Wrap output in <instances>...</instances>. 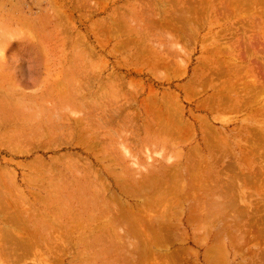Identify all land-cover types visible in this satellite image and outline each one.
<instances>
[{
    "label": "rangeland",
    "instance_id": "1",
    "mask_svg": "<svg viewBox=\"0 0 264 264\" xmlns=\"http://www.w3.org/2000/svg\"><path fill=\"white\" fill-rule=\"evenodd\" d=\"M0 3V264H264V0Z\"/></svg>",
    "mask_w": 264,
    "mask_h": 264
},
{
    "label": "bare ground",
    "instance_id": "2",
    "mask_svg": "<svg viewBox=\"0 0 264 264\" xmlns=\"http://www.w3.org/2000/svg\"><path fill=\"white\" fill-rule=\"evenodd\" d=\"M204 1H205V0H204ZM237 1H238V0H237ZM242 1H243V0H242ZM247 1H248V0H247ZM173 2H174V1H173ZM187 2H188V1H187ZM187 2H185V4H186ZM245 2H246V1H245ZM238 3H239V2H238ZM251 3H252V2H251ZM171 4H172V3H171ZM0 5H1V3H0ZM78 5H79V4H78ZM150 5H151V4H150ZM191 5H193V4H191ZM191 5L188 4V6H191ZM225 5H226V4H225ZM242 5H243V4H242ZM174 6H175V5H174ZM176 6H177V5H176ZM190 8H191V7H189L188 10H190ZM194 9H196V8H194ZM194 9H193V7H192L193 12H194ZM181 10H182V9H181ZM184 10H185V8H184ZM219 10H220V9H219ZM227 11H229V10H227ZM196 12H197V11H196ZM200 12H201V11H200ZM51 13H52V12H51ZM179 13H180V12H179ZM196 14H197V13H196ZM198 14H199V13H198ZM177 15H178V14H177ZM181 15H182V18L180 17V20L182 19V24H183L184 22L188 21V19L186 18V16L183 17V14H181ZM170 16H171V14H170ZM175 16H176V15H175ZM178 16H179V15H178ZM198 16H199V15H198ZM223 16H224V15H223ZM172 17H173V16H172ZM172 17H170L171 19L165 18V20L162 21V22H163L164 24H171V22L169 23V21L173 20ZM174 18H175V17H174ZM185 18H186V19H185ZM184 19H185L186 21H184ZM103 21H104V20H103ZM174 21H176V20H174ZM183 21H184V22H183ZM189 21H190V19H189ZM189 21H188V22H189ZM176 22H177V21H176ZM178 22H179V21H178ZM188 22H187V23H188ZM99 23H100V22H99ZM104 23H106V22H104ZM189 23H191V21H190ZM45 24H46V23H45ZM185 24H186V23H185ZM98 25H99V24H98ZM98 25H97V26H98ZM174 25H175V24H174ZM171 26H172V25H171ZM171 26H170V27H171ZM98 27H99V26H98ZM99 28H100V27H99ZM102 28H104V31H105V27H102ZM106 29H107V28H106ZM98 30H101V29H98ZM107 30H108V29H107ZM101 31H102V30H101ZM104 31H102V32H104ZM112 31H114V28H113ZM193 31H194V30H193ZM188 32H189V31H188ZM76 39L78 40V38H76ZM76 39H75V40H76ZM77 42H78V41H77ZM124 42H125V41H124ZM124 42L121 43V44H124ZM128 42H129V41H128ZM76 44H77V43H76ZM127 44H128V43H127ZM77 45H78V44H77ZM138 46H139V45H138ZM78 47H79V45H78ZM122 47H123V46H122ZM128 47H129V46H128ZM133 47L135 48V46H133ZM124 48H126V46H124ZM77 49H78V48H77ZM91 50H92V49H91ZM141 50H143V48H142ZM230 50H231V49H230ZM81 51H82V50H81ZM81 51H79V52H81ZM93 51H94V50H93ZM219 51H220V50H219ZM233 51H234V50H233ZM136 52H137V50H136ZM143 52H145V51H143ZM224 52H225V51H224ZM81 53H82V52H81ZM88 53H89V51H88ZM147 53H148V52H147ZM219 53H222V50H221V52H219ZM1 54H2V53H1ZM89 54H90V53H89ZM143 54H144V53H143ZM146 55H147V54H146ZM221 55L223 56V54H221ZM226 55H227V54H226ZM226 55H225V56H226ZM228 55H229V53H228ZM155 56H156V55H155ZM87 57H88V56H87ZM145 58H146V57H145ZM159 59H160V57H159ZM161 59H162V58H161ZM2 60H3V59H2ZM164 61H165V60H164ZM4 62H5V61H4ZM165 62H166V61H165ZM209 62H210V61H209ZM228 62H229V61H228ZM231 62H232V61H231ZM231 62H230V64H231ZM157 63H158V62H156V64H157ZM162 64H163V63H162ZM168 64H169V63H168ZM173 64H174V63H173ZM179 64H181V63H179ZM179 64H177V65H179ZM206 64H207V63H206ZM159 65H160V63H159ZM203 65H204V64H203ZM223 65H224V64H223ZM226 65H227V64H226ZM233 65H234V64H233ZM227 66H228V65H227ZM235 66H236V65H235ZM237 66H238V65H237ZM237 66H236L235 69H237ZM179 67H180V66H179ZM202 67H203V66H202ZM202 67H201V68H202ZM230 67H231V66H230ZM239 68H240V67H239ZM239 68H238V69H239ZM181 69H182V68H181ZM222 69H223V68H222ZM228 69H229V68H228ZM225 70H226V69H225ZM230 70H231V69H230ZM175 71H176V70H175ZM236 71H237V70H236ZM238 72H240V70L237 71V74H238ZM242 72H243V71H242ZM242 72H241V73H242ZM175 75H176V74H175ZM218 75H219V74H218ZM220 75H221V74H220ZM3 76H4V75H3ZM97 76L99 77V75H97ZM223 76H224V75H223ZM98 77H96V79H98ZM115 78H116V77H115ZM115 78H113V79H115ZM206 78H207V77H206ZM94 79H95V78H94ZM248 80H249V78H248ZM113 81H114V80H112L111 82H113ZM116 81H118V80H116ZM230 81H231V80H230ZM232 81H233V80H232ZM232 81H231V82H232ZM109 82H110V78H109ZM98 83H99V82H98ZM104 83H105V85H108V84H106V82H104ZM104 83L102 82L103 87H104ZM113 83H114V82H113ZM199 83H200V82H199ZM226 83H227V82H226ZM99 84H100V83H99ZM115 84H116V83H115ZM221 84L223 85V83H221ZM222 85H221V86H222ZM86 86H87V85H86ZM101 86H102V85H101ZM79 87H80V86H79ZM83 87H84V86H83ZM118 87H120V86L118 85ZM118 87H117V88H118ZM223 87H224V85H223ZM16 88H19V87H16ZM226 88H227V90L229 89L227 86H226ZM246 88H247V87H246ZM246 88H245V89H246ZM13 89H14V88H13ZM105 89H106V88H105ZM105 89H104V90H105ZM110 89H111V86H110ZM120 89H121V87L119 88V90H120ZM224 89H225V88H224ZM102 90H103V89H101V91H102ZM104 90H103V92H104ZM114 90H115V87H114ZM119 90H118V93H119ZM216 90H217V89H216ZM2 91H3V90H2ZM99 91H100V90H99ZM111 91H112V90H111ZM135 91H136V90H135ZM224 91H226V90H224ZM236 91H237V89H236ZM9 92H12V90H9ZM9 92H8V93H9ZM15 92H16V91H15ZM15 92H12V94L15 93ZM17 92H18V91H17ZM222 92H223V91H222ZM85 93H86V91H85ZM120 93H121V91H120ZM5 94L7 95V93H5ZM20 94H21V93H20ZM81 94H83V93H81ZM113 94H114V96L116 95V94H115V91H114ZM124 94H125V93H124ZM132 94H133V93H132ZM218 94H219V93H218ZM220 94H221V93H220ZM1 96H2V95H1ZM117 96H118V95H117ZM133 96H134V95H133ZM155 96H157V94H156ZM223 96H224V95L222 94V97H223ZM254 96H255V95H254ZM123 97H124V95H123ZM125 97H126V96H125ZM130 97H132V96L130 95ZM163 97H164V95H163ZM163 97H161L162 101L165 100V98H163ZM165 97H166V96H165ZM222 97L219 96V98H221V99H222ZM226 97H227L228 100H229V96H226ZM74 98H75V97H74ZM223 98H225V97H223ZM5 99H7V98H5ZM97 99H98V98H97ZM123 99H124V98H123ZM127 99H128V98H127ZM132 99H133V98H132ZM147 99H148V98H147ZM150 99H151V97H150ZM156 99H157V98H156ZM169 99H170V98H169ZM221 99H220V100H221ZM114 100H115V99H114ZM151 100H152V99H151ZM173 100H174V99H173ZM225 100H226V99H225ZM111 101H112V100H111ZM118 101H119V100H118ZM157 101H158V100H157ZM206 101H207V100H206ZM210 101H211V100H210ZM213 101H214V99H213ZM221 101H222V100H221ZM221 101H220V103H221ZM223 101H224V100H223ZM223 101H222V102H223ZM230 101H231V99H230ZM232 101H233V100H232ZM134 102H135V100H134ZM159 102H160V101H159ZM163 102H164V104L166 103V105L170 107V108L167 107V106L165 107V105H164L163 108H169V110H171V108L173 107V103H172V105H171L172 107H171L169 104H167L166 101H163ZM169 102H172V101L169 100ZM174 102H176V101L174 100ZM177 102H178V101H177ZM226 102H227V101H226ZM244 102H245V101H244ZM244 102H243V103H244ZM126 103H127V102H126ZM152 103H153V102H152ZM157 103H158V102H157ZM160 103H161V102H160ZM224 103H225V102H224ZM224 103H221L220 105H223V106L226 107V103H225V105H224ZM245 103H247V102H245ZM245 103H244V104H245ZM158 104H159V103H158ZM247 104H248V103H247ZM150 105H151V103L149 104V108H150ZM153 105H154V106L156 105V101H155V103H153ZM174 105H176V103H175ZM250 105H251V104H250ZM162 106H163V105H162ZM176 106H178V103H177ZM223 106H221L220 108H222ZM245 106H247V105L245 104ZM110 107H111V106H110ZM155 107H157V106H155ZM176 108H177V107H176ZM180 108H181V106H180ZM172 109H173V108H172ZM225 109H226V108H225ZM263 109H264V108H263ZM163 110H164V109H163ZM166 110H168V109H166ZM182 110H183V109H182ZM220 110H221V109H220ZM151 111H152V110H151ZM173 111H174V110H173ZM212 111H214V110H212ZM212 111H211V112H212ZM259 111H261V110H259ZM108 112H109V111H108ZM165 113H167V112H164V114H165ZM170 113H171V115L173 114V113H172V110H171ZM256 113H257V112H256ZM263 113H264V112H263ZM154 114H155V113H154ZM157 115H159V116H157ZM168 115H170V114H168ZM168 115L165 114V116H168ZM174 115H176V114H174ZM174 115H173V116H174ZM178 115H179V114H178ZM58 116H59V115H58ZM145 116H146V115H145ZM154 116H155V115H154ZM161 116H162L161 114H159V113L157 114V112H156V117H158V118H156V117H155V118L158 119V120H156L155 118H153V120H155V122H156V121H160V122H161L162 120H159V117H160V119H161ZM173 116H172V117H173ZM179 116H180V115H179ZM35 117H36V116H35ZM174 117H175V116H174ZM174 117H173V119H174V122H175V119H176L178 116H176L175 118H174ZM180 117H181V116H180ZM180 117H179V118H180ZM115 118H116V117H115ZM169 118H170V120H172L170 116H169ZM182 118H183V117H182ZM106 119H107V118H106ZM61 120H62V119H61ZM65 120H66V119H65ZM78 120H79V119H78ZM124 120H125V119H124ZM180 120H181V119H180ZM197 120H198V119H197ZM67 121H68V120H67ZM100 121H101V120H100ZM176 121H177V120H176ZM187 121H188V120H187ZM55 122H56V121H55ZM162 122L165 123L164 120H163ZM162 122H161V123H162ZM174 122H173V123H174ZM188 122H189V121H188ZM70 123H71V122H70ZM149 123H150V121H149ZM163 123H162V124L158 123V124L162 125V126H158V129H160V128L163 129V128H164V130L166 131L165 128L168 129V127H169V128L172 127L171 125L168 126V127H166L167 125L163 127V125H164ZM173 123H172V121H171L169 124H172V125H173ZM150 124H152V123H150ZM165 124H166V123H165ZM65 125H66V124H65ZM68 125H69V124H68ZM156 125H157V123H156ZM190 125H191V124H190ZM190 125H189V126H190ZM204 125H205V124H204ZM3 126H4V125H3ZM61 126H62V125H61ZM73 126H74V125H73ZM81 126H82V125H81ZM81 126H80V127H81ZM152 126H153V124L151 125V128H152ZM154 126H155V125H154ZM179 126H180V125H179ZM206 126H207V125H206ZM59 127H60V126H59ZM91 127H92V126H91ZM149 127H150V126H149ZM159 127H160V128H159ZM175 127H176V126H175ZM182 127H183V125H182ZM208 127H209V126H208ZM43 128H44V127H43ZM54 128H55V127H54ZM54 128H53V129H54ZM71 128H73V127H71ZM151 128H150V129H151ZM153 128H154V127H153ZM183 128H184V127H183ZM188 128H190V127H188ZM191 128H192V127H191ZM206 128H207V127H206ZM45 129H46V128H45ZM92 129H94V128H92ZM98 129H100V128H98ZM161 129H160V131H161ZM170 129H173V128H170ZM170 129L167 130V131H168V134H169L170 131H171ZM207 129H208V128H207ZM81 130H82V127H81ZM81 130L79 129L80 132H82ZM164 130H162L164 134L162 133V131L160 132V133L163 134V135H165V134L167 133V131L164 132ZM185 130H186V129H185ZM203 130H204V129H203ZM211 130H213V129H211ZM5 131H6V130H5ZM72 131L74 132V130H72ZM72 131H71V132H72ZM94 131H95V130H94ZM157 131H158V130H157ZM157 131H156V132H157ZM172 131H174V129H173ZM172 131H171V132H172ZM190 131H192V129H190ZM57 132H58V131H57ZM107 132H108V131H107ZM175 132H176V131H175ZM160 133L158 132V134H160ZM180 133H181V132H180ZM205 133H206V132H205ZM212 133H214V132H212ZM57 134H59V133H57ZM83 134H84V133H83ZM176 134H177V133H176ZM209 134H210V133H209ZM255 134H256V133H255ZM258 134H259V133H258ZM152 135H153V134H152ZM166 135H167V134H166ZM172 135H173V134H172ZM191 135H193V134H191ZM218 135H219V133H218ZM253 135H254V134H253ZM23 136H24V134H23ZM167 136H168V135H167ZM169 136H170V134H169ZM169 136H168V137H169ZM178 136H179V135H178ZM178 136H176V138H177ZM188 136H190V135L188 134ZM206 136H207V134H206ZM209 136H210V135H208V139H209ZM214 136H215V135H214ZM17 137L19 138V136H17ZM158 137H159V136H158ZM171 137H172V136H171ZM257 137H258V136H257ZM79 138H80V137H79ZM82 138H83V137H82ZM215 138H217V137H215ZM24 139H25V138H24ZM65 139H66V138H65ZM177 139H178V138H177ZM208 139H207V140H208ZM22 140H23V139H22ZM29 140H30V139H28V141H29ZM210 140H212V139L210 138L208 142L212 143ZM248 140H249V139H248ZM212 141H214V138H213ZM54 142H55V141H54ZM263 143H264V142H263ZM171 144H172V143H171ZM212 144L215 145L214 143H212ZM76 145H77V144H76ZM210 145H211V144H210ZM217 145H218V144H217ZM236 145H237V144H236ZM89 147H90V146H89ZM207 147H208V146H207ZM210 148H211V147H210ZM247 148H248V147H247ZM247 148H246V149H247ZM106 149H107V148H106ZM197 149H198V148H197ZM213 149H214V148H213ZM215 149H216V150H219V148L217 149V146H216ZM226 149H228V148H226ZM226 149H225V150H226ZM251 150H252V149H251ZM255 151H256V150H255ZM89 152H90V151H89ZM110 152H111V151H110ZM178 152H179V151H178ZM195 152H196V150H195ZM195 152H194V153H195ZM196 153H197V152H196ZM199 153H200V152H199ZM256 154H257V153H256ZM193 155H194V154H193ZM229 156H230V155H229ZM97 157H98V155H97ZM195 157H196V155H195ZM41 159H42V158H41ZM79 159H80V158H79ZM55 161H56V160H55ZM78 161H79V160H78ZM75 162H76V161H75ZM192 162H193V161H192ZM53 163H55V162H53ZM173 163H174V162H173ZM234 163H235V162H234ZM58 164H59V163H58ZM70 164H71V163H70ZM75 164H76V163H75ZM78 164H79V162H78ZM82 164H83V163H82ZM174 164H175V163H174ZM176 164H177V163H176ZM189 164H190V163H189ZM197 164H198V163H197ZM47 165H48V164H47ZM112 165H113V164H112ZM179 165H181V164H179ZM190 165H191V164H190ZM45 166H46V165H45ZM48 167H49V166H48ZM77 168H78V167H77ZM86 168H87V166H86ZM225 168H226V167H225ZM227 168H228V167H227ZM231 168H232V166H231ZM45 169H47V168H45ZM88 169H89L88 171H90V174H91V171H92V170H90V168H88ZM203 169H204V168H203ZM203 169H202V170H203ZM48 170H50V169H48ZM79 170H80V169H79ZM229 170H230V169H229ZM46 171H47V170H46ZM85 171H86V170H85ZM48 172L50 173V171H48ZM52 172H53V171H52ZM58 172H59V171H58ZM92 172H94V171H92ZM221 172H222V171H221ZM230 172H231V171H230ZM174 173H176V172H174ZM54 174H55V173H54ZM62 174H63V173H62ZM85 174H87V172H86ZM88 174H89V172H88ZM90 174H89V175H90ZM93 174H94V173H93ZM95 174H96V173H95ZM95 174H94V175H95ZM120 174H121V173H120ZM169 174H170V173H169ZM55 175H56V174H55ZM89 175H87V177H86L87 179L91 178ZM197 175H198V174H197ZM224 175H225V174H224ZM7 176H8V175H7ZM59 176H61V175H59ZM91 176H92V174H91ZM166 176H167V175H166ZM193 176H194V175H193ZM8 177H9V176H8ZM95 177H96V176H95ZM95 177H92V179H97V177H96V178H95ZM118 177L120 178V176H117V177H115V178H118ZM140 177H141V176H140ZM153 177H154V176H153ZM153 177H152V178H153ZM173 177L175 178V175H174V174H173ZM178 177H179V176H178ZM9 178H10V177H9ZM64 178H65V177H64ZM84 178H85V177H84ZM122 178H123V177H122ZM176 178H177V177H176ZM180 178H181V177H180ZM191 178L194 179L192 176H191ZM230 178H231V177H230ZM92 179H91V180H92ZM142 179H143V178H142ZM148 179L151 180V178H148ZM232 179L234 180V178H232ZM238 179H239V178H238ZM246 179H247V178H246ZM10 180H11V178H10ZM85 180H86V179H85ZM157 180H158V179H157ZM228 180H229V179H228ZM248 180H249V178H248ZM169 181H170V180H169ZM169 181H168V182H169ZM181 181H182V180H181ZM230 181H231V180H230ZM230 181H229V182H230ZM64 182H65V181H64ZM64 182H63V183H64ZM158 182H160V181H158ZM204 182H205V181H204ZM233 182H234V181H233ZM233 182H230V183L232 184ZM241 182H242V181H241ZM247 182H249V181H247ZM250 182H251V181H250ZM10 183H13V182H10ZM10 183H9V184H10ZM88 183L90 184V182H88ZM124 183H125V182H124ZM124 183H123V184H124ZM135 183H137V182H135ZM149 183H150V181H149ZM149 183H146V182H145L144 185H146V184L148 185ZM151 183L154 184V179H153V181L151 180ZM151 183H150V184H151ZM174 183H175V181H173V184H172V185H174ZM194 183H195V182H194ZM196 183H197V181H196ZM230 183H229V184H230ZM252 183H253V182H252ZM65 184H66V183H65ZM153 184H152V185H153ZM176 184H177V183H176ZM176 184H175V185H176ZM202 184H203V183H202ZM202 184H200V185H202ZM247 184H248V183H247ZM90 185H92V184H90ZM119 185H120V184H119ZM141 185H142V184H141ZM141 185H140V186H141ZM144 185H142V186L144 187ZM161 185H162V184H161ZM193 185H194V184H193ZM196 185H198V184H196ZM142 186H141V187H142ZM148 186H149V185H148ZM170 186H171V185H170ZM230 186H231V185H230ZM233 186H234V185H233ZM11 187H12V186H11ZM11 187H10V189H11ZM143 187H142V189H143ZM149 187H151V185H150ZM149 187L145 188V189H147L146 191H148V190H150V189L152 188V187H151V188H149ZM171 187H172V186H171ZM171 187H170V188H171ZM175 187H176V186H175ZM179 187H180V186H179ZM203 187H204V186H203ZM203 187L201 188V186H200L201 190L203 189ZM3 188H4V187H3ZM3 188H2V190H3ZM125 188H126V187H125ZM180 188H181V187H180ZM0 189H1V188H0ZM15 189H16V188H15ZM68 189H69V187H68ZM99 189H100V188H99ZM102 189L104 190V188H102ZM160 189H161V188H160ZM205 189H206V188H204L203 190H205ZM230 189H231V188H230ZM234 189H235V188H234ZM241 189H242V188H241ZM2 190H1V191H2ZM12 190H13V189H12ZM103 190L100 189L99 194L102 192V193H101V196H103V195L105 196V193H104V192H106V191H105V190L103 191ZM126 190H127V188H126ZM143 190H144V189H143ZM169 190H170V189H169ZM169 190L166 191V193H168V195H170V194H169ZM176 190H177V189H176ZM176 190H175V191H176ZM16 191H17V190H16ZM141 191H142V190H141ZM163 191H164V189H163ZM175 191H174V192H175ZM180 191H181V190H180ZM4 192H5V191H4ZM14 192H15V191H14ZM127 192H128V191H127ZM136 192H137V191H136ZM143 192H144V191H143ZM158 192H159V191H158ZM158 192H157V193H158ZM232 192H234V191H232ZM236 192H237V191H236ZM16 193H17V192H16ZM103 193H104V194H103ZM157 193H156V194H157ZM170 193H171V192H170ZM180 193H182V192H180ZM5 194H6V193H5ZM5 194H4V195H5ZM114 194H115V193H114ZM114 194H113V195H114ZM137 194H139V193H137ZM141 194H142V193L140 192V195H141ZM152 194H153V193H152ZM177 194H178V193H177ZM4 195H3V196H4ZM12 195H13V194H12ZM18 195L21 197L20 194H18ZM140 195H138V196H140ZM189 195H190V194H189ZM101 196H100V197H101ZM114 196H115V195H114ZM136 196H137V195H136ZM170 196H171V195H170ZM191 196H193V194H192ZM194 196H196V195H194ZM227 196H228V195H227ZM15 197H16V196H15ZM35 197H36V196H35ZM83 197H84V196H83ZM228 197H229V196H228ZM7 198H8V197H7ZM39 198H40V197H39ZM103 198H104V197H103ZM116 198H117V196H116ZM0 199H1V198H0ZM18 199H19V197H18ZM20 199H21V198H20ZM146 199H147V198H146ZM171 199H172V198H171ZM175 199H176V198H175ZM1 200H2V199H1ZM1 200H0V201H1ZM24 200H25V199H24ZM24 200H23V201H24ZM10 201H11V200H10ZM25 201H26V200H25ZM166 201H167V200H166ZM166 201H165V202H166ZM174 201H175V200H174ZM174 201H173V202H174ZM104 202H105V201H104ZM108 202H110V200H108ZM194 202H195V201H194ZM205 202H206V201H205ZM233 202H234V201H233ZM159 203H160V202H159ZM169 203H171V202L169 201ZM169 203H168V204H169ZM105 204H106V203H105ZM119 204H120V203H119ZM164 204H166V203H164ZM171 204H172V203H171ZM171 204H170V205H171ZM28 205H30V204H28ZM120 205H121V204H120ZM120 205H119V206H120ZM147 205H148V204H147ZM200 205H203V204L201 203ZM106 206H107V204H106ZM160 206H161V205H160ZM213 206H215L214 203H213ZM4 207H6V209H7V206L4 205ZM10 207H11V206H10ZM13 207H14V206H13ZM30 207H32V206H30ZM112 207H113V206H112ZM224 207H225V206H224ZM33 208H34V207H33ZM33 208H31L30 210H32ZM118 208H119V207H118ZM164 208H166V207H164ZM199 208H200V206H199ZM226 208H227V207H226ZM3 209H4V208H3ZM10 209H11V208H10ZM104 209H105V206H104ZM106 209H107V208H106ZM106 209H105V210H106ZM113 209H114V208H113ZM122 209H123V208H122ZM126 209H127V208H126ZM139 209H140V208H139ZM141 209H142V208H141ZM141 209H140V211H142ZM166 209H167V208H166ZM200 209H201V208H200ZM224 209H225V208H224ZM0 210L2 211V208H1ZM22 210H23V209H22ZM111 210H112V209H111ZM114 210H115V209H114ZM146 210H147V209H146ZM201 210H202V209H201ZM18 211H19V210H18ZM138 211H139V210H138ZM140 211H139V212H140ZM34 212H36L35 209L33 210V213H34ZM55 212H56V211H55ZM117 212H118L119 215H120V211H118V209H117L116 213H117ZM167 212H169V210H168ZM0 213H1V212H0ZM107 213H109V212H107ZM116 213H114V214H116ZM121 213H122V214H126V213H124V212H122V211H121ZM128 213H129V212H128ZM229 213H230V212H229ZM10 214H11V212H10ZM31 214H32V213H31ZM53 214H54V213H53ZM57 214H58V213H57ZM131 214H132V213H131ZM165 214H166V213H165ZM18 215H20V213H19V214L17 213V217H18ZM129 215H130V213H129ZM129 215H128V216H129ZM163 215H164V214H163ZM220 215H221V214H220ZM4 216H5V215H4ZM6 216L8 217V215H6ZM10 216H11V215H10ZM10 216H9V217H10ZM116 216H117V214H116ZM138 216H139V215H138ZM140 216H141V213H140ZM140 216H139V217H140ZM142 216H143V215H142ZM142 216H141V218L144 217V216H143V217H142ZM147 216H148V215H147ZM100 217H102V216H100ZM114 217H115V216H114ZM5 218H6V217H5ZM12 218H13V219H16V218H14V217H11L10 219H12ZM129 218H131V216H130ZM146 218H147V217H146ZM146 218L143 219V220H141V221H143V222H144V220L146 221V220L148 219V218H147V219H146ZM163 218H164V216H163ZM6 219H7V220H5V222H1V223H4V225H6V224H7V221L10 222V220H8V218H6ZM13 219H12V220H13ZM19 219H22V218H19ZM19 219H18V220H19ZM153 219H154V218H153ZM158 219H159V218H158ZM165 219H166V218H165ZM167 219H168V218H167ZM169 219H170V218H169ZM197 219H198V218H197ZM1 220H3V219H1ZM12 220H11V222H12ZM108 220H109V219H108ZM114 220H116V219L114 218ZM134 220H135V221H134ZM134 220H133V217L131 218V220H127V219H125V218H119L117 222L121 223L122 226L125 225V224H127V225L129 224V228H131V230H133L134 228L137 229V226L140 227V224H141V228L145 225V224L141 223V221L137 222L138 220L136 221V217H135ZM154 220H155V221L150 222V223H153V225H154V222H156V223L158 222V221L156 220V218H155ZM160 220H161V219H159V221H160ZM199 220H200V219H199ZM23 221H24V220H23ZM73 221H74V219H73ZM102 221H103V220H102ZM105 221H107V219H106ZM111 221H112V220H111ZM197 221H198V220H197ZM11 222H10V223H11ZM108 222H109V221H108ZM134 222H135V225H134ZM146 222H147V223H146ZM146 222H144V223H146L145 226H147L146 228L148 229V228H149V227H148V224H150V223H149L148 221H146ZM5 223H6V224H5ZM10 223H8L7 225H9ZM13 223H15V225L18 227L19 222H18V225L16 224L17 222H13ZM13 223H12V224H13ZM106 223H107V222H106ZM110 223H111L110 225L113 227V226H114V225L112 224L113 222H110ZM158 223H162V222H158ZM158 223H157V224H158ZM167 223L169 224V220L167 221ZM24 224H25V223H24ZM24 224H23V225H24ZM74 224H75V223H74ZM138 224H139V225H138ZM7 225H6V226H7ZM10 225H11V224H10ZM103 225H104V224H103ZM115 225H116V224H115ZM127 225H126V226H127ZM130 225H131V226L133 225V229H132V227H130ZM136 225H137V226H136ZM142 225H143V226H142ZM11 226H12V225H11ZM101 226H102V225H101ZM101 226H99V227H101ZM104 226H105V225H104ZM104 226L102 227V229L99 228V230L101 229V230L103 231ZM150 226H152V225L150 224ZM19 227H20V229H22L21 225H19ZM19 227H18V228H19ZM115 227H116V226H115ZM156 227H157V225L155 226V228H154V226H153V227H150V228H152L153 231H154V229H155V230L157 229ZM160 227H162V225H161ZM173 227H174V226H173ZM18 228H16V229L18 230ZM26 228H27V226H26ZM96 228H97V227H96ZM117 228H119V227L117 226ZM117 228H115V231H117V230H116ZM124 228H125L124 230H126V227H124ZM141 228H140V229H141ZM143 228H144V227H143ZM162 228H163V227H162ZM162 228H161V229H162ZM3 229H4V228L2 227V231H3V233H4V232H6V233L9 232L8 234H10V232H11L10 229L7 230L8 232L5 231L6 229H4V230H3ZM14 229H15V228H14ZM16 229H15V230H16ZM97 229H98V228H97ZM97 229H95V231H96ZM110 229L112 230V228H110ZM144 229H145V228H144ZM144 229H141V230H144ZM152 229H150V231H148V232H150V233L153 232V231H151ZM158 229H160V228H158ZM161 229H160L159 231H161ZM0 230H1V229H0ZM27 230H28V228H27ZM118 230H119V229H118ZM162 230H163V229H162ZM22 231H24V230L22 229ZM136 231H138V229H137ZM109 232H110V231H109ZM111 232H112V231H111ZM6 233H4V235H6ZM13 233H14V232H13ZM13 233H11L10 235H12ZM17 233H18V232H17ZM112 233H114V231H113ZM112 233H111V234H112ZM134 233H135V232H134ZM162 233H163V231H162ZM165 233H167V232H165ZM243 233H244V232H243ZM0 234H2V233L0 232ZM8 234H7V236H9ZM19 234H20V233H19ZM37 234H38V233H37ZM104 234H105V233H104ZM136 234H137V233H136ZM136 234H135L134 236H137V235H138V234H137V235H136ZM4 235H3V236H4ZM59 235H60V234H59ZM99 235H100V234H99ZM159 235H160V232H159ZM1 236H2V235H1ZM128 236H129V235H128ZM165 236H166V235H165ZM21 237H22V236H21ZM100 237H101V236H100ZM116 237H117V236H116ZM120 237H121V236H120ZM132 237H133V236H132ZM122 238H123V237H122ZM138 238H140V236H138ZM143 238H144V237H143ZM2 239H3V242H4L5 239H6V236H5V239H4L3 237H2ZM25 239H26V238H25ZM25 239H24V240H25ZM62 239H63V238H62ZM112 239H113V238H112ZM140 239H141V238H140ZM241 239H243V238H241ZM246 239H247V238H246ZM7 240H9V241L11 240V242H13V244H14V242L16 241V235H13L12 237L8 238ZM7 240H6V241H7ZM24 240H23V239H20L19 242L21 241L22 243L20 242L21 244L19 243L18 245H16L17 243L15 244V245H16V246H15V252H13V253H12V252H8L7 256H4L3 258H7L8 256H10L9 253L13 254V255H11V257H12V256H15V255L17 256L18 254L16 253V252H17V248H16V247H18V248L20 247L19 249H21V248L24 249V250L26 251V252H24V253L22 252L24 255H25V253H28V250L30 251V250L33 248V245L30 246V244L27 243V242H24ZM63 240H64V239H63ZM119 240H120V239H119ZM123 240H124V238H123ZM165 240H166V239H165ZM44 241H45V240H44ZM70 241H71V240H70ZM146 241H147V240H146ZM148 241H149V240H148ZM148 241H147V242H148ZM0 242H1V240H0ZM3 242H2V243H3ZM7 242H8V241H7ZM11 242H8V243L10 244ZM37 242H38V241L36 240L35 243L37 244ZM55 242H56V241H55ZM81 242H82V241H81ZM120 242H121V241H120ZM143 242H144V241H143ZM149 242H150V241H149ZM149 242H148V244H149ZM160 242L162 243L163 241H160ZM222 242H223V241H222ZM25 243H26V244H25ZM38 243H39V242H38ZM68 243H69V242H68ZM140 243H142V241H141ZM151 243L153 244L152 241H151ZM154 243H156V242L154 241ZM161 243H160V245H161ZM13 244H12L11 246H13ZM32 244H34V243L32 242ZM36 244H34V246H37V245H38V244H37V245H36ZM132 244H133V243H132ZM132 244H130V246H128V247H129V248L131 247L133 250H134V248L137 249V246L135 245L136 243H134L133 245H132ZM119 245H120V244H119ZM149 245H150V244H149ZM156 245H157V244H156ZM156 245H155V246H156ZM165 245H166V244H165ZM8 246H9V245H7L6 248H7ZM11 246H9V247H11ZM25 246H26V248H24ZM132 246H133V247L135 246V247L133 248ZM141 246H142V245H141ZM143 246H144V245H143ZM143 246H142V247H143ZM222 246L224 247V244H223ZM37 247H38V246H37ZM142 247H140L141 250H142ZM147 247H148V246H147ZM1 248H2V250H5L3 247H1ZM143 248H144V247H143ZM10 249H11V248H10ZM85 249H86V248H85ZM114 249H115V250H118V249H116V248H114ZM132 249H131V250H132ZM136 249H135V250H136ZM128 250H130V249H128ZM128 250H127V251H128ZM143 250H144V249H143ZM101 251H102V250H101ZM207 251H208V250H207ZM212 251H213V250H211V252H212ZM3 252H4V251H3ZM36 252H37V251H36ZM119 252H120V251H119ZM214 252H216V254H218L217 251H216V249H214ZM41 253H42V252H41ZM61 253H62V251H61ZM107 253H108V252H107ZM114 253H115V252H114ZM121 253H122V251H121ZM142 253H143V252H142ZM146 253H147V252H146ZM148 253H150V252H148ZM23 254H22V255H23ZM42 254H43V253H42ZM42 254H41V255H42ZM59 254H60V253H59ZM59 254H58V255L56 254V255L59 257ZM127 254H128V252H127ZM209 254H210V253H209ZM211 254H212V253H211ZM211 254H210V255H211ZM0 255H3V253H0ZM106 255H107V254H106ZM108 255H109V254H108ZM117 255H119V254H117ZM130 255H131V256H128V257L131 258V257H132V254H130ZM150 255H151V253H150ZM213 255H215V253H214ZM53 256H54V255H53ZM57 256H55V257H57ZM83 256H84V255H83ZM109 256H110V255H109ZM123 256H125V258H126V256H127L126 253L124 254V252H123ZM146 256H147V255L144 254V255L141 256V257H142V258L145 257V259L143 258L142 260H143V261L145 260L144 262H145L146 264H148V263H147L148 256H147V257H146ZM151 256H153V255H151ZM151 256H150V257H151ZM166 256H167V255H166ZM0 257H2V256H0ZM22 257H23V256H22ZM40 257H41V256H39V259H38V260L41 259ZM55 257H54V259H55ZM79 257H80V256H79ZM163 257H165V256H163ZM217 257H219V256L217 255L216 258H217ZM42 258H43V257H42ZM146 258H147V260H146ZM152 258H153V257H152ZM169 258H170V257H169ZM207 258H208V256H207ZM219 258H220V257H219ZM219 258H218V259H219ZM19 259H20V258H19ZM43 259H44V258H43ZM43 259H42V261H43ZM47 259H48V258H47ZM56 259H57V258H56ZM60 259H61V258H59V260H60ZM133 259H134V258H133ZM166 259H167V257H166ZM172 259H173V258H172ZM172 259H171V260H172ZM174 259H175V258H174ZM174 259H173V261H175ZM179 259H180V258H179ZM208 259H209V258H208ZM220 259H221V258H220ZM118 260H119V259H118ZM131 260H132V258H131ZM140 260H141V259H140ZM180 260H181V259H180ZM221 260H222V259H221ZM47 261H49V260H47ZM126 261H127V258L125 259V263H126ZM143 261H142V262H143ZM163 261H164V259H163ZM163 261L161 260L160 264H161ZM216 261H217V260H216ZM222 261H223V260H222ZM222 261H220V262H222ZM40 262H41V261H40ZM131 262H133V261H131ZM131 262H130V264H134V262H133V263H131ZM152 262H153V261H152ZM171 262H172V261H171ZM177 262H178V261H177ZM207 262H208V261H207ZM220 262H219V263H220ZM223 262H225V261H223ZM223 262H222V264H223ZM12 263H14V262H12ZM38 263H39V262H38ZM42 263H43V262H42ZM115 263H116V262H115ZM125 263L122 262V264H125ZM45 264H46V263H45ZM48 264H49V262H48ZM150 264H151V263H150ZM163 264H164V262H163ZM166 264H168V263H166ZM220 264H221V263H220ZM225 264H226V263H225Z\"/></svg>",
    "mask_w": 264,
    "mask_h": 264
}]
</instances>
